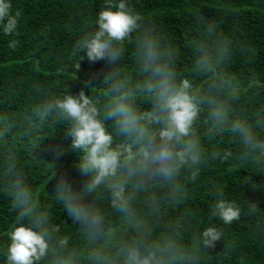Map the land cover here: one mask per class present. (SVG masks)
I'll return each instance as SVG.
<instances>
[{"label":"clouds","instance_id":"clouds-1","mask_svg":"<svg viewBox=\"0 0 264 264\" xmlns=\"http://www.w3.org/2000/svg\"><path fill=\"white\" fill-rule=\"evenodd\" d=\"M23 15L13 0H0V36L10 50ZM196 15L202 28L189 45L191 64L182 66L175 39L133 0H103L73 44L78 72L84 59L106 62L83 81L87 92L34 86L15 112L0 99V199L13 216L0 264H200L225 241L217 222L248 216L264 229L255 203L243 207L215 182L208 223L193 227L189 204L207 170L264 172V88L231 74L230 41ZM58 127L79 150L74 167L83 182L58 176L54 165V191L42 196L8 136L38 146ZM60 211L71 225L57 223Z\"/></svg>","mask_w":264,"mask_h":264},{"label":"trees","instance_id":"trees-1","mask_svg":"<svg viewBox=\"0 0 264 264\" xmlns=\"http://www.w3.org/2000/svg\"><path fill=\"white\" fill-rule=\"evenodd\" d=\"M13 2L23 9L24 15L16 50L8 49V37L0 36V99L6 100L5 107L10 112L20 111L34 86L59 89L69 85L73 93L82 89L87 92L83 81L104 70L106 62L91 63L84 59L78 72L75 65L79 57L73 52V44L96 17L103 0ZM133 4L175 39L182 50V66L191 64L189 45L202 28L196 14L205 24H215L232 45L231 74L247 88H264V0H133ZM8 139L25 158L42 196L47 190L50 194L54 191L56 180H51L54 165L58 176L67 173L77 185L83 182L74 167L79 150L72 147L71 138L62 128L43 137L38 146H33L26 137L13 138L9 134ZM209 182L221 184L228 198L243 207L255 203L264 214V172L247 166L232 171L230 164H221L207 170L199 186L193 189L189 207L195 212L194 228L208 223V206L212 203L210 195L207 196ZM57 215V223L67 221L71 225L66 212ZM12 220L7 200L0 199V241ZM217 223L225 233V241H217L214 248L203 253L204 262L200 264H264V229L260 228L259 219L242 216L229 226Z\"/></svg>","mask_w":264,"mask_h":264}]
</instances>
